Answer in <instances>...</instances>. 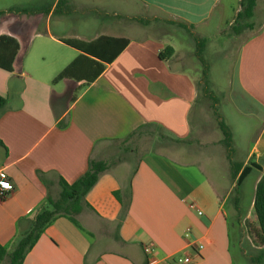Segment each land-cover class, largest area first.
<instances>
[{
  "label": "crops",
  "instance_id": "0c3cea01",
  "mask_svg": "<svg viewBox=\"0 0 264 264\" xmlns=\"http://www.w3.org/2000/svg\"><path fill=\"white\" fill-rule=\"evenodd\" d=\"M57 2L46 15L44 0H0V36L19 43L13 71L0 69V96L6 100L0 114V173L13 186L0 201V245L11 250L45 198L59 194V179L74 182L95 160L106 162L107 169L74 216L80 227L66 217L56 219L22 264H149L143 245H152L158 260L188 253L187 228L204 240L193 264H233L225 206L234 182L227 184L230 172L218 158L183 148L190 143L197 83L185 70L187 61L166 41L172 35L161 38L149 29L157 21L184 24L209 40L232 24L240 0H62L56 7ZM258 2L254 18L261 7L263 16L238 48L236 90L230 96L234 103L238 96L247 106L244 112L259 120L243 163L260 166L249 174L256 173L253 193L264 177V0ZM30 6L34 13L24 11ZM89 7L102 12L114 7L113 23L73 20L76 11ZM101 36L128 44L89 85L75 79L53 83L82 54L61 39L87 42ZM147 125L188 142L172 147L166 139L167 146L136 162L110 160L118 143L143 135ZM201 164L212 167L223 185H216ZM237 198L230 204L234 216L241 215V194ZM237 243L243 256L239 233Z\"/></svg>",
  "mask_w": 264,
  "mask_h": 264
},
{
  "label": "rangeland",
  "instance_id": "374dc122",
  "mask_svg": "<svg viewBox=\"0 0 264 264\" xmlns=\"http://www.w3.org/2000/svg\"><path fill=\"white\" fill-rule=\"evenodd\" d=\"M31 8L32 6L27 9ZM261 9V11H257L258 15L253 19L254 28L252 30L244 29L240 34H235L231 29L234 23L233 21L230 26L226 25L223 31L214 33L213 37H209L203 53V57L207 61L210 69V90L213 96L218 99V103L216 104L218 112L232 134V147L234 152L231 158L236 162L243 163L246 159L245 152L251 140V136H253L254 132L259 127V120L244 112V107L247 106L243 105L238 96L236 103H234L230 96L231 93L236 90L235 66L238 48L240 44L256 30L260 16H263V7H261ZM83 11L84 12L76 11L72 16L73 20H79L80 22L84 19L85 21H87V19L97 20L99 24H103L104 26L113 23L115 17L112 11H116V9L114 10V7H111L102 12L95 11L93 7H89L83 9ZM55 18L56 17H54L53 20H55ZM71 26L76 27L77 23L73 22ZM149 30L151 34L161 38L166 35H172L170 37L168 36L169 38H167L166 41L176 53L179 52L180 57L187 61L185 70L193 76L195 83L198 85L199 97L203 98V82L200 76L202 68L197 59L199 50L195 40L199 38L196 34H194L191 29L185 30L177 25L168 24L163 21L152 23ZM191 130L190 143L189 145H183V148L190 152H198V155H201V152H205L206 155L212 154L210 157L212 158L214 156L218 158L222 167H224L229 174L227 152L220 143L223 136L219 130L217 119L211 109L210 100L204 98L201 103L195 106ZM160 135L161 132L153 128H149L143 135L141 133H136L128 138L125 143L117 144L119 150L111 154L110 160L114 162H123L129 159L136 162L142 154L148 151H156L159 147L167 143L166 139L162 141L159 140ZM172 145L175 146L173 142L171 146ZM201 165H203L204 171L215 181L216 185H223L219 183L220 178L217 176L218 173L215 172L212 167L207 164ZM255 177V172L247 176L239 186L237 194L231 193L230 201L225 206L233 264H264V253L261 255L262 249L257 238L258 225L254 212L249 208V200L254 196L252 187ZM226 182L227 184H232L233 181L231 177H228ZM238 193L242 196V201L239 203L241 215L237 214L234 216L231 214L232 208L230 204L233 202L234 198L238 197ZM52 196L56 198L58 194L52 192ZM237 220H239L241 227H238ZM238 233L240 234L242 242L243 256H241L238 248ZM3 264H9L8 258Z\"/></svg>",
  "mask_w": 264,
  "mask_h": 264
},
{
  "label": "trees",
  "instance_id": "16d2710c",
  "mask_svg": "<svg viewBox=\"0 0 264 264\" xmlns=\"http://www.w3.org/2000/svg\"><path fill=\"white\" fill-rule=\"evenodd\" d=\"M55 0H44L43 12L47 15L51 11ZM62 0H58L56 7L60 5ZM258 0H240V10L235 16L232 24V31L235 34H240L244 29L252 30L254 28V11ZM26 13H34L32 9L24 10ZM2 13H0L1 15ZM182 29L188 30L184 24L179 25ZM198 46L197 59L201 65V80L203 98L199 97L197 85V97L194 102V108L202 100L208 99L211 101V109L217 119L219 130L223 136L221 144L227 152L229 162V172L232 181L234 182L233 194H237L239 186L244 179L255 170H260V166L255 163L243 165V162L232 160L231 156L234 152L232 147V134L229 127L221 118L216 104L218 99L213 96L210 86V72L207 61L203 57L204 50L208 43L207 39H195ZM61 41L77 50L82 54L76 58L69 66L59 73L53 83L63 79H75L76 81L84 80V86L92 83L105 69L106 64H110L127 46L126 39H116L107 36H101L92 41H81L77 39H61ZM19 50V43L16 39L2 35L0 36V69L8 72L13 71V62ZM166 55L171 56L173 49L168 47L165 49ZM164 59V55L160 56ZM83 86V87H84ZM55 95H51V102L55 100ZM6 105V100L0 96V114ZM192 127V120L190 121ZM146 128H154L158 132L161 129L155 125H147ZM138 132V131H137ZM162 133V132H161ZM160 137L170 140L174 143H186L188 140H180L172 136ZM1 144V142H0ZM107 169V163L104 161L90 160L86 171L79 176L74 182L67 183L62 178L59 179L60 191L56 198L47 196L43 203L37 208L36 212L29 220V227L25 232L17 234L13 241L11 250L0 245V263L8 258L9 264H22L26 255L33 249L43 232L56 219L66 217L76 226L80 227L74 219L83 207L86 205L85 197L99 179L101 173ZM238 202V198H235ZM253 212L258 225L257 238L260 246H264V177H261L256 184L253 198ZM264 253V248L261 250V255Z\"/></svg>",
  "mask_w": 264,
  "mask_h": 264
},
{
  "label": "built area",
  "instance_id": "2783aa9c",
  "mask_svg": "<svg viewBox=\"0 0 264 264\" xmlns=\"http://www.w3.org/2000/svg\"><path fill=\"white\" fill-rule=\"evenodd\" d=\"M12 191L13 186L8 177L0 173V201L5 200ZM188 206L191 210L195 211L198 216L203 214L195 203L190 202ZM184 236L189 239L187 244L189 252L183 255L167 256L161 260L154 257L156 249L152 245H143L142 249L144 254L149 257V264H193L195 258L200 257V253L204 248V240L200 236H193L191 228L185 230Z\"/></svg>",
  "mask_w": 264,
  "mask_h": 264
}]
</instances>
